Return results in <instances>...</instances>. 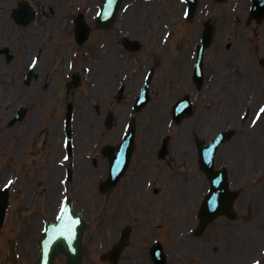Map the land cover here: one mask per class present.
<instances>
[{
    "label": "flooded vegetation",
    "instance_id": "1",
    "mask_svg": "<svg viewBox=\"0 0 264 264\" xmlns=\"http://www.w3.org/2000/svg\"><path fill=\"white\" fill-rule=\"evenodd\" d=\"M226 1L223 0L216 8L209 9L208 5L205 6L206 15L201 17L198 38L190 46L187 44L188 54L183 56V62L188 60L187 65H184V84L178 83L192 92L181 94L174 100V104L182 96L194 98V92L202 91L205 95L204 110H209L211 97L208 92L215 87L216 82L226 85L228 80L234 81L235 95L241 93L246 98L251 94L257 108L264 105V21L253 22L254 24L242 21L249 17L252 0L246 1L244 12L236 6L239 3L237 0H232L233 6L228 8L225 6ZM90 2L0 0V113L3 110L9 113L7 125L12 128L14 138L21 141L18 152L25 150L40 159H48L54 157L55 153L58 156L67 132L79 141L72 163L79 178L68 189L76 197L78 206H83L89 213L90 237L100 239L91 264H114L106 258L102 259L103 255L113 250L126 231L130 234L128 246L121 250L115 264H154L150 252L154 244L152 240L158 236L159 231L155 228L150 233L154 237L148 241V232L137 228L140 222L146 221L145 210L148 205L152 207L148 217L159 218L161 203L157 209L153 205L162 197L159 196L160 189L154 183L152 175L146 177L141 191L133 180L138 170L136 161L140 155L143 157L144 148H149L151 119L147 114L150 115L152 110L150 103L160 97L158 91L154 97L152 94V81L155 74H158V63L155 60L150 68L131 75L124 71L117 76L114 70L108 68V61L112 63L110 48L102 56L96 50L92 59L84 48L86 43L79 42L82 34L77 36L76 31L77 16L83 20L82 14L91 13ZM95 8L96 3L94 11ZM29 16L32 17L28 24L21 22ZM195 17L196 15L192 22ZM84 19L90 27L91 39H98V31L89 24V18ZM203 19H211L215 36L221 31L225 38L219 39V48L215 45L214 38L212 45L203 52V82L202 87L197 90L193 75L197 67V44L204 29ZM251 35L253 38H250ZM242 45L252 55L251 60L241 58ZM95 47L97 49V44ZM166 48H169V44ZM177 50L175 48L174 52ZM181 54L182 52L175 59L172 71H180L177 65ZM172 57L171 59L170 50L166 61V66L170 62L169 68L175 56ZM102 64H106L104 70L100 69ZM148 74L151 79L146 85ZM252 80L250 86L246 85ZM139 95L144 96L146 101L136 113L133 108ZM6 98H10V102H6ZM241 98L242 95L239 94V98L228 103V106H235L236 101ZM68 104L72 107L70 119L66 118ZM220 106L222 105L212 99V109ZM220 117L224 119L226 116ZM255 118L258 124L261 116L257 114ZM197 120L206 128L216 124V116L210 113ZM234 120L244 122L238 114ZM3 121L4 119H0V123ZM130 125L135 126L136 134L124 178L119 180L115 189L107 193L106 198L97 200L91 195L95 172L105 175L108 170L104 152L110 154L112 162H115L118 144ZM162 138L156 148L153 146L158 162H164L158 159ZM172 142L181 148L178 150L182 153V159L179 160L181 173L188 167V159L194 158L193 152L187 149V136L175 137ZM169 146L170 138L168 150ZM198 190L199 197L202 186Z\"/></svg>",
    "mask_w": 264,
    "mask_h": 264
},
{
    "label": "rangeland",
    "instance_id": "2",
    "mask_svg": "<svg viewBox=\"0 0 264 264\" xmlns=\"http://www.w3.org/2000/svg\"><path fill=\"white\" fill-rule=\"evenodd\" d=\"M130 1L132 0H126V2ZM246 1L247 0H237V2H239V7L243 10V12ZM175 3L176 0H165L164 2H157L154 0L150 3H144L141 1L139 4H134L131 8H129L128 12L121 20V24L125 26V30H128L127 32L131 34L133 38H137L142 44L144 49L140 54V58L144 60L146 58V54L150 53L151 58L146 60V63L150 64L155 60L158 63V74H155L152 81V94L154 97L156 91H158L160 97L157 101H151L152 103H150L152 110L150 115L147 114V117L149 116L148 118L151 119L149 127V136H151V138L150 140L148 138L149 148H144L142 151L143 157L140 155V158L136 161L138 163V170L133 183L137 189L141 191L146 177L149 175L154 177V183H156L157 187L160 189L159 196L162 198H160L158 202L154 203L153 208L157 209L159 203H161L162 207L160 210L165 217H148L152 208L148 205L145 210L146 221L140 222L139 228L137 229L146 230L148 232L146 235L147 239L150 241L151 238L154 237V235L150 234L154 230L153 225H159L157 238L164 243L166 252L171 256V262H177V264H244L245 262V264H247L248 260L245 259V255H249L251 257L253 254L252 257H254L257 253L259 260H261V263L264 264V256L260 254L261 251L264 255V234L262 232L264 231V186H260L252 192V196L255 195L256 199L255 204L252 207H247V204L244 203L249 195L250 189L247 188L248 186L243 187L242 197L236 203L238 217L235 220L230 221L226 218H219L206 229L202 236L194 238V243H190L189 241L188 244H183V239L180 240V235L183 234L190 225L192 226V222L190 221L193 217L195 218V212L198 206V201H196L199 192L198 189L203 183V181L199 178L201 171L196 165L195 159L191 157L188 159V167L179 173V171H181L179 167V160L182 159V153L178 152L181 148L176 147L173 142L170 143L169 156L164 162H158L156 160L155 149H153V146L156 148L159 145L161 137L167 134H170V136L173 137L172 141L175 137L177 139L178 137L187 136V131H185V129L189 127L192 122L193 124L190 128L196 133L201 134L202 132L197 131V129L200 128L204 132L206 127L200 123L197 118H201L206 113L215 115L216 124L224 126L226 123L234 120L236 118V114H239L240 108H242L245 103V95L241 93H236L235 95L234 90L230 92L225 88L222 91V94L218 95V86L220 84V81H218L216 82L215 87L208 92V96L211 97V100L214 99L222 106L216 109L209 108V110H204L205 102L203 99V93L197 92V94L194 92L193 97L196 102V111L193 118L190 119L191 122H187V120L185 121L186 123L184 122V125L172 127V129L167 125L170 122V109L174 100L181 94L192 92V90H189L181 85L184 84L185 80L184 65H187L188 61L185 59L183 62V56L186 57L188 54L187 44L190 46L195 39L198 38L199 31L201 29V17L206 15L205 6L208 4L209 9L210 5L211 8L219 7L213 4L210 0H199L198 15L192 23L186 24L183 21H179V9H176ZM226 5L230 7L232 6V2L228 1ZM170 12H172L174 16L168 15ZM207 17L208 15L206 18ZM166 23H175L174 26L170 27L173 29V35L171 36L172 39L170 41L169 48H166L161 53H158V50H156L150 42L154 41L158 44V35L156 34L157 32H162V27ZM154 25L156 27H154ZM219 29L220 28L218 27V30ZM148 31H152L153 34L151 36L148 35ZM102 36L103 33L97 37L100 38ZM221 37L224 39L225 34L224 32L221 33V31H218L215 36V45L218 48L220 46L219 39H221ZM109 39L111 38L109 37ZM100 43L99 39L94 38L92 41L90 40L87 42L84 48L88 49V54L93 56L96 52L95 45ZM118 46L120 47L119 42ZM112 47L113 53L118 58L115 46L111 45V48ZM233 47H235V41L233 43ZM175 48L178 49L177 52H174ZM103 49L105 51L106 47H103ZM170 50L171 59L173 58V55L175 58L169 68L170 62L168 66H166V61L168 60L167 54L170 53ZM181 52L182 57L179 58L177 65V67L180 68V71H177L176 69L172 71L174 61ZM247 52V48L242 45V54H240L241 58L245 57L251 60L252 55ZM135 58L136 57H126L125 55L123 59L116 60L112 57V63H109L108 61V64H110L108 68L109 70L121 72L124 69L126 70L129 65V61L133 62ZM105 65L106 64H102L100 69L104 70ZM187 68L188 67L186 66V70ZM231 82L234 83V81ZM252 82L253 80L247 82L246 85L250 86ZM233 86L234 84L231 87ZM239 94L242 95V98L236 101L237 104H235V106L229 107L228 103L234 101L235 98H239ZM222 108L223 110H221ZM224 115L226 117L222 119L220 116ZM242 134L245 135L247 142H250L251 146L256 142V139L254 138L260 135L252 131H246L245 127L242 128V131L239 130L238 136H242ZM190 145L191 143L188 142L187 147ZM1 152H3V150L0 148V153ZM25 161L27 162V158ZM257 162L258 160L254 159V164ZM17 167H19V165H17ZM17 174H19V171ZM232 174L234 175L233 169ZM12 175L13 169L11 168L1 170L0 182H5V180ZM34 193V186H32V189L30 190L26 188L23 193L24 198L21 201L23 207L15 204L10 196L11 205L9 213L3 232L0 235V264H9L6 260L7 242H5V240L6 238H10L16 241L15 238L17 237V233L15 232L14 225L17 219L22 222H28L27 220L34 218H49L47 213L39 212V208H37L39 206V198L38 195H34ZM46 199H49V196L42 201V209L50 212L51 208L48 207ZM171 212H175L173 220L170 219L172 216H167ZM187 219H189V221ZM161 223L163 225H161ZM18 243L20 247L18 252L22 257L23 253L20 241H18ZM177 256L178 258L175 259Z\"/></svg>",
    "mask_w": 264,
    "mask_h": 264
},
{
    "label": "water",
    "instance_id": "3",
    "mask_svg": "<svg viewBox=\"0 0 264 264\" xmlns=\"http://www.w3.org/2000/svg\"><path fill=\"white\" fill-rule=\"evenodd\" d=\"M204 39L207 41V43H209L210 39H211V31H207L204 35ZM55 246H59L62 250H69V247L67 246L66 249H64V243H62V238L58 239L56 244L53 246V248ZM51 253H50V257H51ZM70 259L71 261H74L75 259L73 258V256L70 255Z\"/></svg>",
    "mask_w": 264,
    "mask_h": 264
},
{
    "label": "snow or ice",
    "instance_id": "4",
    "mask_svg": "<svg viewBox=\"0 0 264 264\" xmlns=\"http://www.w3.org/2000/svg\"><path fill=\"white\" fill-rule=\"evenodd\" d=\"M261 112H264V108L261 109ZM9 183H11V181Z\"/></svg>",
    "mask_w": 264,
    "mask_h": 264
}]
</instances>
